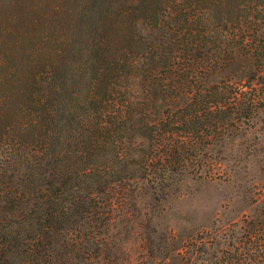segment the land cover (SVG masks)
I'll return each instance as SVG.
<instances>
[{
  "label": "trees",
  "instance_id": "16d2710c",
  "mask_svg": "<svg viewBox=\"0 0 264 264\" xmlns=\"http://www.w3.org/2000/svg\"><path fill=\"white\" fill-rule=\"evenodd\" d=\"M263 106L264 0H0V264H128L123 192Z\"/></svg>",
  "mask_w": 264,
  "mask_h": 264
},
{
  "label": "rangeland",
  "instance_id": "374dc122",
  "mask_svg": "<svg viewBox=\"0 0 264 264\" xmlns=\"http://www.w3.org/2000/svg\"><path fill=\"white\" fill-rule=\"evenodd\" d=\"M226 139L163 191L123 192L113 231L128 264H178L180 246L186 257L194 249L189 264L227 256L264 264V106L240 136Z\"/></svg>",
  "mask_w": 264,
  "mask_h": 264
}]
</instances>
